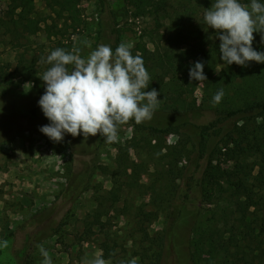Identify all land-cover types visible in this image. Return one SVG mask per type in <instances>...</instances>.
Instances as JSON below:
<instances>
[{
  "label": "rangeland",
  "instance_id": "1",
  "mask_svg": "<svg viewBox=\"0 0 264 264\" xmlns=\"http://www.w3.org/2000/svg\"><path fill=\"white\" fill-rule=\"evenodd\" d=\"M59 1L78 14L60 12L51 0H32L25 8L40 21L37 34L0 28V241H8L7 248L0 247V264H17L14 253L29 235L28 264H42L38 245L53 264H90L101 252L109 264L133 258L137 264H193L189 240L199 230L225 234V263L261 264V259L264 264L259 254L264 250V117L233 118L218 126L199 162L192 144L199 140L195 129L183 127L163 138L141 127L207 125L244 100L264 98V80L246 93L253 82L238 79L239 88L224 87L221 102L213 104L224 63L219 52L206 61L196 49L204 47L210 56L209 49L219 47L217 33L204 22L214 0H167L157 12L154 0L138 8L126 0H106L110 15L102 14L100 0ZM12 7L10 0H0L1 20L23 9ZM108 24L118 30L120 44L142 56L151 77L145 91L159 92V107L151 120L120 125L117 142L67 133L54 142L39 131L50 123L38 106L45 90L40 77L49 67L40 59L56 48L74 47L87 57L98 45H109ZM57 31L62 35H53ZM142 47L147 52H140ZM191 55L204 62L206 81L190 82ZM258 67L264 79V63ZM227 148L234 153L226 156ZM210 156L216 169L212 183L203 177Z\"/></svg>",
  "mask_w": 264,
  "mask_h": 264
},
{
  "label": "clouds",
  "instance_id": "2",
  "mask_svg": "<svg viewBox=\"0 0 264 264\" xmlns=\"http://www.w3.org/2000/svg\"><path fill=\"white\" fill-rule=\"evenodd\" d=\"M204 22L213 29L219 40L220 59L227 65L246 67L248 62L264 63V52L252 47L254 33H261L264 43V3L251 0H214L205 10ZM131 45L119 44L114 50L100 44L87 57L80 49L56 48L40 63L49 67L40 79L45 85L38 106L50 122L39 131L54 142H61L64 134L72 137L99 134L106 143L118 141V129L129 121L136 124L151 120L160 100L156 89L145 91L151 77L140 54L133 55ZM204 62L197 61L189 69V80L202 82ZM223 89L212 97L213 104L221 102ZM7 248L8 241H0ZM42 264H53L49 252L38 245ZM90 264H109L103 253H97ZM124 264V262H121ZM127 264H137L133 258Z\"/></svg>",
  "mask_w": 264,
  "mask_h": 264
},
{
  "label": "trees",
  "instance_id": "3",
  "mask_svg": "<svg viewBox=\"0 0 264 264\" xmlns=\"http://www.w3.org/2000/svg\"><path fill=\"white\" fill-rule=\"evenodd\" d=\"M10 1H11V4H13L12 10L15 11V9H19L20 5H22L23 9L18 14H14L13 13L14 11H13L12 12L13 14H10V17L7 21H3L0 19V28L4 27L5 29H10V26H12L15 30H21L27 35L32 36V35L37 34L41 30L39 26L40 21L38 19L32 18V14H30L27 8H25V4L32 0H10ZM51 1L52 3H54V5H57L59 7L60 12L68 11L69 14H78V11L76 9L74 10L65 9L59 0H51ZM144 1H149V0H126L128 5H133L136 8H138V5L140 3H143ZM154 1L158 3V6L154 7L155 12H157L160 5L167 2V0H154ZM243 1L245 0H240L241 3H243ZM259 2L264 3V0H259ZM100 3L103 7L102 14H103V11L106 14L107 13L109 14V9H108L106 0H100ZM71 20H73L74 23L76 22V20L74 19L72 15H71ZM43 22H45V20H43ZM50 29L51 28L46 25L45 30L48 31ZM107 29L110 31V35H111V41L109 42V45L114 50L120 44L119 32L115 28V26L113 25L111 26L110 24L107 25ZM57 34L62 35L61 31H57V33L53 35H57ZM253 35L255 38H254L252 47L256 51L264 52L263 50L264 48L262 46L264 43L261 42V33L256 32ZM213 46L214 47H212V49H209L208 51L211 54L210 56L205 52V50H203L204 47H201L200 49L197 48L196 53L199 54L206 61H209L211 57L212 58L216 57V53L219 52L218 50L219 47L217 45H213ZM139 49H140V52L142 53L147 52V50L144 49V47L139 48ZM164 56L167 57V59H171L177 64L175 58L173 59L172 56L171 58H169L170 55L166 53ZM158 57L156 58V63L158 64L160 69L164 71L165 63L163 60H161V58H158ZM189 57L190 58H188V60L191 59V61H193L194 63L197 62L196 57L192 55ZM258 66H259V63H256L254 61L248 62V65L246 67L236 65L235 63L231 65H227L226 63H224L223 71L215 79V81L220 83L221 85L222 83H224V86L222 87L221 85L216 84V86L218 87V90L223 89L224 91V87L226 86L228 87L234 86V87L239 88L238 85L235 84L236 80L239 79V80H242L243 84H249V82L252 81L253 84H250L251 86L247 88L246 93L252 91L255 88L254 85L259 84V82L264 80L263 78H259L260 76H258L259 73L257 71V68H260ZM169 67L171 70H173L176 68V65L169 66ZM243 72H245L246 74L248 72V77L249 76L250 77L248 78L247 76L243 75ZM241 103L242 104L240 107H237L231 111H228L220 115L215 121H212L207 125H196L195 123L194 124L181 123L180 125H177V124L168 125L162 128H155L151 126L147 127L145 125H141V127H145L149 129L155 137H163V138L170 134L178 135L180 133V130L183 127L189 126L190 128L195 129V131L193 130V132H195L199 140L196 143L192 142V144L194 148V153H196L195 154L196 160L199 162V161L204 160V156H205L204 154L206 152L207 137L212 136L213 134L217 133V131L219 130L218 126L223 125L225 122L233 118L237 119V121H254V120L264 117V98H256V96H254V98H252L251 100H244ZM30 114L33 116L36 114V111L31 110ZM190 139L192 140L191 137ZM253 147L257 148V151L260 149L259 146L258 147L253 146ZM233 153H234L233 150L229 148L226 149V156L233 154ZM211 158L212 157L210 156L206 160V164L203 168V177L204 179H207L208 181H210V183L215 181V174H216V169L212 165L213 160ZM72 186L74 187V189H76L75 182L74 184H72ZM246 229L249 230L250 227L247 225ZM51 230L52 228H48V230L46 231V237H49L51 235L50 233ZM229 234L233 236V227H231ZM224 235L225 234L220 231H218V234L216 235L213 232H206L205 230L197 231L196 236H193L189 240L190 261L193 264H227L225 263V261H223V254L226 255L228 253L229 242L227 239L224 238ZM246 235L250 237L251 234H246ZM215 236H217V238H215ZM31 243H32L31 235L26 236L24 243L22 245V248L14 253V260L16 261L17 264H28L30 252L32 250ZM259 254H260V258L263 257L262 254H264V250H261ZM258 261H260V263L262 264L261 259Z\"/></svg>",
  "mask_w": 264,
  "mask_h": 264
}]
</instances>
